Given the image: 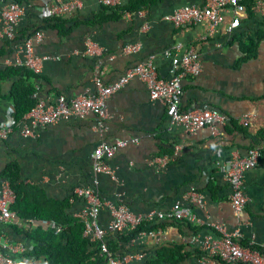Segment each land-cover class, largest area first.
Instances as JSON below:
<instances>
[{
    "label": "crops",
    "instance_id": "1",
    "mask_svg": "<svg viewBox=\"0 0 264 264\" xmlns=\"http://www.w3.org/2000/svg\"><path fill=\"white\" fill-rule=\"evenodd\" d=\"M8 1L0 0V6ZM53 1L21 3L23 13L14 26L13 38H0L1 71L13 64L15 45L34 30L41 31V39L32 44L33 52L48 58L29 79L34 100L50 102L59 93L68 98L92 92L93 74H98L103 83H110L129 65L151 55L157 75L167 78L170 61L162 52L180 42L190 46L201 61V70L181 81V109L206 104L227 120L218 126L216 134L206 128L187 135L181 127L170 124L163 106L149 100L144 84L131 77L105 98L103 131L94 129V116L86 114L37 126L32 136H22L15 130L0 139V181L4 180L3 171L12 166L17 182L40 190L45 198L66 200V213L74 217L85 202L73 194L75 187H95L103 200L123 201L135 213L166 210L175 201L186 206L189 202L183 194L189 187L203 194V208L191 204L202 220L200 225L183 220L153 222L154 228L149 229L155 232L152 238L135 242L129 237L118 242L120 253L144 252L140 260L132 258L121 264H143L156 246L170 243H181L189 252L180 264H199L200 251L189 239L192 234L214 235L208 222L220 223L227 230L237 228L239 241H250L264 251V150L254 166L243 172L242 189L248 201L239 220L229 205V188L222 171L226 160L264 141V22L255 8L250 14L246 10L240 13L237 26L229 32V12L225 10L216 29L205 34L204 23L174 27L161 19L181 4L200 6L203 0H143L145 6L140 11L127 8L135 5V0H119L116 7L80 0L75 10L47 16L44 9ZM85 39L98 45L100 53H73L83 50ZM248 39L254 42L249 53L241 44ZM127 43L138 46L123 53ZM18 80L21 77L16 74L0 80V122L7 110H13L8 91ZM243 113L252 117L246 125L238 122ZM130 136H136L138 142L117 148L106 160L113 179L92 171L89 153L97 143ZM154 157H163V166L148 164ZM108 218L107 209L101 208L98 224L104 226ZM16 220L0 222L1 240L6 244L20 242L23 251L19 255L39 262L27 255L33 242L23 234L35 224ZM0 251L6 253L7 249L0 247Z\"/></svg>",
    "mask_w": 264,
    "mask_h": 264
},
{
    "label": "built area",
    "instance_id": "2",
    "mask_svg": "<svg viewBox=\"0 0 264 264\" xmlns=\"http://www.w3.org/2000/svg\"><path fill=\"white\" fill-rule=\"evenodd\" d=\"M96 1L108 7L118 6L120 3L119 0ZM252 2L253 8L264 22V0H252ZM79 6L80 0H55L44 9V13L47 16L56 15L75 10ZM225 10L229 12V21L226 25V31L229 32L237 26L239 15L244 11L241 0H203L200 6L181 4L161 16V19L170 22L174 27L204 23V33L209 34L222 21ZM136 11H140V9L138 8ZM22 13L23 5L13 0L0 6V38L8 40L13 38L14 26ZM123 14L126 15L127 11H124ZM41 37V31L34 30L15 45V59L12 65L24 67L33 74H37L42 61L48 58V56H36L33 52L32 44L39 41ZM83 46L81 52L74 51L73 53L94 56L101 51L100 47L89 39L84 40ZM137 46L135 43H127L123 46L122 52L128 53V51L135 50ZM162 55L170 61L167 78L157 75L152 55L144 61L132 63L110 83H103L99 75L95 73L91 77L92 92H82L68 98L59 93L50 102L38 98L17 121L12 120L11 111L7 110L4 120L0 122V139H5L15 130L22 136H32L35 134L34 128L37 126L53 124L59 119L64 120L68 117L81 118L86 114L94 116L96 122L94 129L103 131L105 129L103 120L107 116L105 98L121 88L131 77L137 78L144 84L149 100L163 106L165 116L170 124L181 127L187 135L195 134L206 128L210 133L216 134L218 126L227 120L222 113L206 104L193 109H181V81L186 77L196 75L201 70L199 55L190 46H184L180 42H174L170 47L164 49ZM238 117V122L242 125L248 124L252 118L248 113H243ZM135 142H138L136 136H130L115 139L112 143L106 141L97 143L89 153L92 171L104 173L113 179V170L107 165L106 160L117 148ZM176 148L177 146H174V149ZM263 150L264 141H260L257 145L249 147L243 155L233 156L226 160L223 165V179L229 188L228 202L237 220L244 213L248 201V197L242 189L243 172L254 166ZM164 163L163 157H154L148 162L155 168L163 166ZM72 192L75 196L84 198V205L75 213V217L82 224L81 236L95 244L97 254L102 259L100 264H121L132 258L140 260L144 253L143 250L134 253L111 252L106 245L108 235L127 234L141 223L156 221L183 220L200 225L202 220L196 216L191 204L203 208L205 203L203 194L189 187L183 194V198L189 202L186 206L182 205L180 201H175L166 210L150 209L146 212L135 213L123 201L112 203L103 200L95 187H75ZM12 198L13 193L6 180L0 181V222H7L16 217L9 208ZM103 207L107 209L109 218L104 226H100L97 219L98 213ZM41 222L53 233L64 228L58 221L45 220ZM208 223L213 229L214 235H210V233L202 236L192 234L189 239L190 242L197 245L200 251L199 264H233L235 262L264 264V251L251 247L250 241L241 245L239 243L240 233L237 228L227 230L220 223ZM154 234L153 230L140 229L133 233L131 238L135 242H142L145 237L152 238ZM5 244L0 238V247L7 249L6 253L0 251V264H38L24 255H19L23 251L20 242Z\"/></svg>",
    "mask_w": 264,
    "mask_h": 264
},
{
    "label": "trees",
    "instance_id": "3",
    "mask_svg": "<svg viewBox=\"0 0 264 264\" xmlns=\"http://www.w3.org/2000/svg\"><path fill=\"white\" fill-rule=\"evenodd\" d=\"M13 1L21 4L27 0ZM135 1L136 4L127 7L128 10L140 9V7L145 6L143 0ZM241 3L247 14H250L253 10L252 0H241ZM253 43L251 39L241 42L242 47L247 48L248 53L253 50ZM15 74L19 75L21 80L12 84L8 91V97L13 108L11 112L13 121H17L35 102L32 96L33 86L29 82V79L34 77L35 74L24 67L9 65L0 71V80L8 79ZM2 176L13 193L9 208L15 213V218L23 223L33 222L35 224L29 232H23L33 242L31 252L27 255L33 257L34 260L38 259V264H100L102 262L101 257L97 254L95 244L88 242L86 238L81 236V222L78 218L66 213L68 207L66 200L45 198L40 190L20 184L15 178L12 166H8L3 171ZM45 220L58 221L64 228L53 233L46 225L41 224V221ZM154 226L153 223H141L127 234H119L114 238L107 237V248L111 252H118L120 246L118 242H125L137 230H146L154 228ZM239 243L241 245L246 244L242 241H239ZM251 247L262 251L254 245H251ZM188 254L189 252L184 250L181 243L159 244L143 264H180ZM233 264L242 263L235 262Z\"/></svg>",
    "mask_w": 264,
    "mask_h": 264
},
{
    "label": "clouds",
    "instance_id": "4",
    "mask_svg": "<svg viewBox=\"0 0 264 264\" xmlns=\"http://www.w3.org/2000/svg\"><path fill=\"white\" fill-rule=\"evenodd\" d=\"M21 221V220H20ZM41 224H43L42 222H41ZM43 225H45V224H43ZM32 260V259H31ZM34 262V261H33ZM37 263H39V262H37Z\"/></svg>",
    "mask_w": 264,
    "mask_h": 264
}]
</instances>
